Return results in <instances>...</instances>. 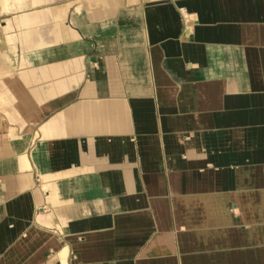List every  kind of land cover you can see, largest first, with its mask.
I'll list each match as a JSON object with an SVG mask.
<instances>
[{
    "label": "crops",
    "instance_id": "0c3cea01",
    "mask_svg": "<svg viewBox=\"0 0 264 264\" xmlns=\"http://www.w3.org/2000/svg\"><path fill=\"white\" fill-rule=\"evenodd\" d=\"M0 113V264H264V0H0Z\"/></svg>",
    "mask_w": 264,
    "mask_h": 264
},
{
    "label": "rangeland",
    "instance_id": "374dc122",
    "mask_svg": "<svg viewBox=\"0 0 264 264\" xmlns=\"http://www.w3.org/2000/svg\"><path fill=\"white\" fill-rule=\"evenodd\" d=\"M10 115H8V113H0V124L6 123V125H10L12 127V128H9V130H10V133L8 135L9 141L14 140L15 138H20V140L23 139V141H26L27 138L26 137L23 138L25 136V133H26V128H19V127L15 126L16 124L18 125L19 121H20L17 113H11ZM27 129H30V135L32 133V138L34 140L38 139L39 141H41V139H42V135H41L42 128H40V129L38 128L35 131H33L30 127ZM22 133L24 134L23 137L20 136ZM35 135H36V137H35ZM39 137H41V139H39ZM39 141H38V143H39ZM37 179L39 180V185H41L42 182H41V178H40L39 174L37 175Z\"/></svg>",
    "mask_w": 264,
    "mask_h": 264
},
{
    "label": "bare ground",
    "instance_id": "6f19581e",
    "mask_svg": "<svg viewBox=\"0 0 264 264\" xmlns=\"http://www.w3.org/2000/svg\"><path fill=\"white\" fill-rule=\"evenodd\" d=\"M35 137H36V135H35ZM55 262H56L55 264H67V250L66 249L60 250V251H58L56 253V255H55Z\"/></svg>",
    "mask_w": 264,
    "mask_h": 264
}]
</instances>
